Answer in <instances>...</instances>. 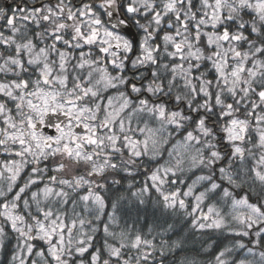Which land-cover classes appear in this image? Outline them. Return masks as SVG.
<instances>
[{
  "label": "snow or ice",
  "instance_id": "1",
  "mask_svg": "<svg viewBox=\"0 0 264 264\" xmlns=\"http://www.w3.org/2000/svg\"><path fill=\"white\" fill-rule=\"evenodd\" d=\"M0 22V73L13 77L0 81V150L16 157L0 164V181L6 182L0 186V245L8 225L17 234L13 264H154L157 252L163 257L167 241L158 248L154 238L120 227L116 210L125 197L117 196L106 213L102 192L107 173L132 176L130 166L138 158H155L158 137L171 136L169 128L183 133L174 147L180 158L152 170L132 196L143 204L155 189L164 208L185 212L191 198L187 214L195 217L193 227L227 229L253 237L254 247L261 244L264 202L250 203L247 195L237 199L214 180V169L225 159L219 131L231 147L220 179L234 188L247 182L232 171V158L254 156L244 146L252 143L261 154L249 171L264 185V0H14L10 9L0 7ZM132 25L139 40L123 34ZM109 89L116 95L105 97ZM161 97H170L175 107ZM142 116L159 127L145 123L133 129V119ZM45 124L56 134L42 132ZM57 157L51 168L41 167ZM185 159L189 170L207 174L186 190L165 191L168 183H185L178 176ZM81 165L83 173L77 171ZM198 183L207 187L197 193ZM218 190L231 199L235 227L214 205L207 213L201 208ZM78 202L97 222L107 215L102 229L76 212ZM100 230L103 245L85 259ZM36 241L47 247L37 249ZM234 247L247 245L238 240ZM231 251L221 250L216 264H228L223 257ZM248 252L255 255L251 247ZM259 256L264 264V251Z\"/></svg>",
  "mask_w": 264,
  "mask_h": 264
},
{
  "label": "trees",
  "instance_id": "2",
  "mask_svg": "<svg viewBox=\"0 0 264 264\" xmlns=\"http://www.w3.org/2000/svg\"><path fill=\"white\" fill-rule=\"evenodd\" d=\"M4 1L7 0H0V7H5ZM10 1H13L11 6L13 7L14 0ZM10 8L8 7V9ZM0 25H2V22H0ZM126 28L127 31L123 32L126 37L139 40V36L141 34L138 33L134 25ZM33 30L35 29L33 28ZM157 42H159V40ZM207 67H210V65L205 64V68ZM203 70L204 69L202 68L201 71ZM69 71L72 72L71 69H69ZM141 71H144V69H142ZM72 74L74 75L75 73ZM125 74L132 75L133 73L131 71H127ZM212 75H214V73L210 74V78ZM12 78L13 77H11L10 75L5 77L3 73H0V81ZM35 78V75L31 76V79ZM114 91L115 90L110 89V91H108L106 95L115 93ZM161 101L165 102L170 108L175 107V101L170 97H161ZM8 106L12 108L13 113H15L14 105L9 103ZM181 107H183V105H181ZM213 120H215V117L210 118V122ZM40 130H42L41 127ZM170 130V139L163 147L159 156L155 158H152L151 156L140 157L138 158L137 164L135 166H130L131 170L134 172V175L129 176L124 171L107 173V188L106 191L102 192V194L106 197V201L109 205L105 209V212L111 213L113 211L111 208V202L115 200L117 196L123 195L125 199L120 201L119 206L116 210V215L119 220L120 227L134 228L135 230H138L142 234H144L148 239L154 238L158 248L163 241H167V244L163 249L165 255L161 257L159 255V252H157L154 256V264H216L215 256L225 247L232 249L231 252L226 253L225 257H223V259H225L228 264H237L240 260H242L245 252L249 247L253 248V251H255V255L247 258L249 259V262H252V264H261L259 252L264 251V240L261 241V244L259 246L254 247L253 244L249 243V240L253 237H238L232 235L227 229L200 230L193 227L192 221L195 217L187 214V212H191V207L194 204V201L191 198L187 200L189 207L187 209V212H185L184 210L179 209L174 210L164 208L161 202V198L159 197V194L155 191V189H151L150 193L146 197H144L143 204H141L136 197L132 196L133 192H138L144 186V183L152 170L157 167L164 166L165 158L168 155L171 147L175 143H177L178 140L182 139L183 133L178 134L171 128ZM218 136L220 138V151L225 154V159L215 165L214 170L216 172V175L214 176V180L217 183L221 184V188H228L231 192H233L234 196L237 199L247 195L250 203L264 202V185H261L258 180H255L254 173L249 171V169H251L255 165V159L258 158V156L261 154V150L258 148H253L252 143H246L244 146L246 148L252 149L254 156L248 155L246 153L245 160L243 162L238 159L232 158V171L239 173L247 181L243 184L242 187L234 188L232 185L224 183V181L221 180L220 176L218 175L219 168L227 167L228 160L229 158H231V147L224 139V134L218 131ZM253 141H255V137H253ZM13 157L14 156H11L0 150V164H3L6 160H11ZM125 158H127V151H125ZM58 159L59 158H56L55 161H46L41 165V167L48 166L49 168H51ZM118 159L119 158H116V162H118ZM240 163H245V166L242 167ZM84 167V165H81L77 169V171L83 173ZM29 171L30 169H26L25 175H27ZM51 174L52 172L49 171L48 175ZM206 174L207 170L199 168L192 169L190 172L183 173V177L181 179L185 181L184 184H180L178 182L170 190H174L175 188H180L182 191L186 190L187 186L191 184L194 178ZM113 179L120 181V183L114 184L112 182ZM171 179H176V177H171L170 180ZM22 182L23 181L21 180L18 183L22 184ZM129 184L132 185L131 188L128 187ZM16 190L18 189H14L13 193L8 194V199H11ZM31 190L35 191L36 188L33 187ZM230 200V198H222V191L218 190L215 194L211 195L210 198L204 202V204L201 205V208L202 210H205V208H208V206L212 205L213 202L217 201L225 204V210H227L226 205H228ZM71 208L72 205L70 203L67 206L69 215H71ZM83 209L84 207L82 203L78 202L76 212L80 214L84 212ZM196 216H199V213H197ZM89 219L94 220L93 214H91ZM105 222H108L107 215H105L103 220L99 222L94 220V223L100 225L101 229L103 223ZM150 229L151 231L149 232ZM85 230H87V226ZM5 231L7 233V236L3 240L2 245H0V264H13L12 256L17 251V234L13 232L8 225H5ZM238 240H242L247 245V247H245L244 249L234 247L236 241ZM103 241V231H97L95 234L94 248L89 250V253L85 255V259H88L90 257L92 251H94L96 247H101L103 245ZM174 242H179L180 246L173 247ZM35 243L37 249L47 247L41 241H36ZM32 259H36V257L33 256Z\"/></svg>",
  "mask_w": 264,
  "mask_h": 264
},
{
  "label": "rangeland",
  "instance_id": "3",
  "mask_svg": "<svg viewBox=\"0 0 264 264\" xmlns=\"http://www.w3.org/2000/svg\"><path fill=\"white\" fill-rule=\"evenodd\" d=\"M108 91H110V89H109ZM108 91H107V92H108ZM107 92L103 93V95H104L105 97H107V96H115V95H116V92H115V91H114L115 93L107 94V95H106ZM105 102H106V101H105ZM145 123H147L149 127L154 128V129L159 127V125H158L155 121L149 120L147 116H142V117H140V118H134V119H133V122H132V127H133V129H135L137 126L143 128V127L145 126ZM2 126H3V124H2V122L0 121V127H2ZM41 131L44 132L46 135H50L48 132H46V131H44V130H41ZM168 131L171 132L170 128L168 129ZM137 137L140 138V139H143V136L140 135L139 133H137ZM158 139H159V142H158L157 145L155 146V150H156V152L158 153V155H156V157L160 155V153H161L163 147H164V146L166 145V143L169 141L170 136H168L167 133H165L162 137H158ZM181 140H182V139H180V140H178V141H181ZM165 141H166V142H165ZM178 141H177V142H178ZM176 145H177V143H175V144L171 147V149H170L168 155H167L166 158H165V164H164V166H165V165H175L176 160L180 158V157L177 155V150H174V147H175ZM149 147H150V148L152 147L151 143H150ZM170 153H171V155H170ZM148 156H150V155H148ZM13 158H16V157H13ZM13 158H12V159H13ZM57 158H59V157H57ZM59 159H60V158H59ZM59 159H58V160H59ZM58 160H57V161H58ZM57 161H56V162H57ZM240 165H241L242 167H244V166H245V163H244V164L240 163ZM183 168H184V172H183V173H186V172H190V171H191V170H189V164H188L187 159H185V162H184V164H183ZM183 173H178V176H180V178H182V177H183ZM218 175L220 176V173H219V172H218ZM195 180H196V178H194V179L192 180L191 184H192L193 181H195ZM223 181H224V183L228 184L226 179L223 180ZM0 186H3V187L6 188V182H4V181H0ZM173 186H174V185H172L171 183H168V184H166V185L164 186V188H165V190L170 191V189H172ZM205 187H207V184L201 185V184L198 183V184H197V187H196V191H197V193H198L199 191H203ZM193 201H194V200H193ZM212 205H214V206L216 207V209H217L222 215L225 216L226 220H227V221H228L233 227H235V224H234V222L231 221V217H230V215H229V214L231 213V211H232L231 200H230V202L228 203V205H226V209H227V210H225V204H222V203H220V202L215 201V202L212 203ZM207 209H208V208H205V210H203V212H204V213H207ZM83 210H84V209H83ZM241 210L243 211V210H245V209H241ZM225 211H226V212H225ZM80 214H81L85 219H89L92 213H89V212H85V211H84V212H82V213H80ZM254 253H255V251H254ZM250 256H252V254H250V253L248 252V250H247V251L245 252V255H244V257L242 258V260L246 261V264H247V262H249V259H247V258L250 257ZM237 264H238V263H237Z\"/></svg>",
  "mask_w": 264,
  "mask_h": 264
},
{
  "label": "flooded vegetation",
  "instance_id": "4",
  "mask_svg": "<svg viewBox=\"0 0 264 264\" xmlns=\"http://www.w3.org/2000/svg\"><path fill=\"white\" fill-rule=\"evenodd\" d=\"M12 2L13 1H10V0H7V1H4V4H8V6H9V8L12 6ZM52 119V122L53 123H55V122H57V120H56V118L55 117H52L51 118ZM46 126H48V127H46ZM46 127V130H47V132L50 134V133H52L51 135H55L56 133H55V129L53 128V127H51V126H49L48 124H45V125H42V130H43V128H45Z\"/></svg>",
  "mask_w": 264,
  "mask_h": 264
},
{
  "label": "water",
  "instance_id": "5",
  "mask_svg": "<svg viewBox=\"0 0 264 264\" xmlns=\"http://www.w3.org/2000/svg\"><path fill=\"white\" fill-rule=\"evenodd\" d=\"M5 7H6V8H8V7H9L7 3L5 4ZM113 22H114V21H113ZM126 31H127V28H125V29H124V32H126ZM57 122H58V121H57ZM46 127H48V126H46ZM46 127H45V128H43V129H44V131H46V132H47V130H46ZM77 131H80V129H77ZM51 134H52V133H50V135H51Z\"/></svg>",
  "mask_w": 264,
  "mask_h": 264
}]
</instances>
